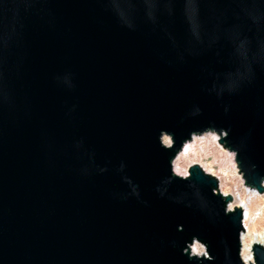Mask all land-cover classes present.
<instances>
[{
    "label": "water",
    "instance_id": "obj_1",
    "mask_svg": "<svg viewBox=\"0 0 264 264\" xmlns=\"http://www.w3.org/2000/svg\"><path fill=\"white\" fill-rule=\"evenodd\" d=\"M208 133L263 194L264 0H0V264H245Z\"/></svg>",
    "mask_w": 264,
    "mask_h": 264
},
{
    "label": "bare ground",
    "instance_id": "obj_2",
    "mask_svg": "<svg viewBox=\"0 0 264 264\" xmlns=\"http://www.w3.org/2000/svg\"><path fill=\"white\" fill-rule=\"evenodd\" d=\"M211 134V133H210ZM197 137H201L200 139ZM201 140L211 143L216 146L219 150L224 149L218 143V138L213 135L211 139L208 138V134H203L201 136H193L192 139L185 143L182 150L175 158L172 169L173 173L179 177H186L188 174L187 169H183L180 166L182 159H192L194 161L200 160L202 155L195 149V145ZM168 141L164 138V142ZM166 143V142H165ZM202 152V151H201ZM229 163H230V173L235 174L237 172V167L234 162V157L232 153H229ZM212 168V167H211ZM204 172L212 177H214L218 182V191L223 197L230 196V202L228 203V208L230 210L234 208H240L243 214V230L241 234V250L240 257L245 264L253 263L252 246L260 245L264 248V207L259 208L257 202H264V193L259 194L253 189H248L240 185V187H235L234 191L229 189L228 183V173L229 171L220 167L218 170L206 171ZM241 181V177H240ZM259 213L257 214L256 212ZM200 247V246H199ZM198 246H194L192 249V254L201 255L202 252L199 250Z\"/></svg>",
    "mask_w": 264,
    "mask_h": 264
},
{
    "label": "rangeland",
    "instance_id": "obj_3",
    "mask_svg": "<svg viewBox=\"0 0 264 264\" xmlns=\"http://www.w3.org/2000/svg\"><path fill=\"white\" fill-rule=\"evenodd\" d=\"M213 135H215L218 138V136L213 133L211 134L208 133V138L211 139ZM197 138L200 139L201 137H197ZM165 142L164 143L168 145V141ZM194 147L197 150V152H199L200 155H202V158H200V160L198 161H194L190 158L182 159V161L180 162V166L183 169L189 170V168L193 165L199 166L203 171L218 170V168L222 167L229 171L228 180L226 181L228 183L229 189L234 191L235 187H240L241 175L239 174L238 170L235 174L230 173V169H229L230 163L228 161L230 154L227 150L224 149L225 151L224 153L222 150H219L216 146L212 145L211 143H207L204 140L198 142ZM262 200L257 202V206L259 208H261L262 206L264 207V202H262ZM256 213L258 214L259 211ZM198 248H200L199 250L203 253V249L199 246Z\"/></svg>",
    "mask_w": 264,
    "mask_h": 264
},
{
    "label": "built area",
    "instance_id": "obj_4",
    "mask_svg": "<svg viewBox=\"0 0 264 264\" xmlns=\"http://www.w3.org/2000/svg\"><path fill=\"white\" fill-rule=\"evenodd\" d=\"M240 185L241 186H243V187H246L245 185H244V182H243V180L241 179V181H240ZM247 188V187H246ZM249 189V188H248ZM219 190V189H218ZM242 224H243V221H242Z\"/></svg>",
    "mask_w": 264,
    "mask_h": 264
}]
</instances>
